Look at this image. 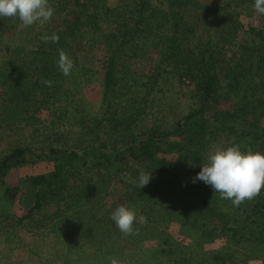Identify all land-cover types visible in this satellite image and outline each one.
<instances>
[{
  "label": "trees",
  "instance_id": "obj_1",
  "mask_svg": "<svg viewBox=\"0 0 264 264\" xmlns=\"http://www.w3.org/2000/svg\"><path fill=\"white\" fill-rule=\"evenodd\" d=\"M48 1L56 11L54 18L41 27L47 34L34 38L30 46L0 45V116L10 128L29 124L35 131L34 138L43 139L37 140L38 144L68 133L69 149L42 151L46 148L43 145L40 149L29 145L13 149L0 159V184L6 186L8 173L28 163L33 150L37 156L30 164L45 159L52 162V171L31 180L36 191L29 214L51 203L71 210V217L76 219L75 239L90 247L87 255L92 262L101 250L111 256V246L103 243L110 234L115 232L120 241L122 236L119 229L102 225L103 219H96L94 212L85 217L93 211L88 199L100 196L108 187L109 183L101 185L110 179L109 170L119 184L126 186L125 207L137 214L133 232L126 239L132 240L138 234L156 238L157 247L150 253L159 255L164 264L197 261L193 250L178 241L181 235L200 246L216 239L227 243L238 240L264 250V187L253 199L235 206L203 182L192 183L200 171L199 164L206 161L205 153L218 139L217 131L225 132L229 122L244 123L241 151L252 149L264 154V130L257 127L264 114V29L252 31V45L234 54L233 64L223 56L224 46L241 29V13L257 14L264 23V14L254 8L256 0H116L112 6L109 0ZM62 11L67 19L59 18L55 24V13L60 15ZM20 23L14 17H0V34L9 24ZM97 45L104 48L101 80L94 64L93 49ZM60 51L73 63V80H66L70 76L57 68ZM27 55H31L30 61H21ZM86 58L90 62L84 64ZM133 58L151 60V69L132 70ZM248 76L253 80L246 85ZM91 82L102 89L98 109H91L81 95V89ZM131 87H142L147 94L153 91L162 99L166 93L184 88L194 93L199 108L171 126L159 122L137 131L134 125L140 116L128 114L124 104L130 103L126 102V94ZM223 90L234 103V113H221L213 121L212 117L207 120L204 115L210 111V103H216ZM33 111L40 118L33 119ZM158 153L173 158H160ZM184 160L190 161L189 166ZM141 171L152 174L143 188L137 183ZM178 188L202 196L200 205L178 199ZM1 196L14 200L15 193L5 189ZM219 202L226 205L225 209H217ZM0 227L7 230L3 223ZM172 227L177 228L170 230ZM75 239L72 237L69 244ZM210 259L212 264L236 262L230 253L219 251ZM254 259L244 257V264ZM105 262L110 264V258Z\"/></svg>",
  "mask_w": 264,
  "mask_h": 264
},
{
  "label": "rangeland",
  "instance_id": "obj_2",
  "mask_svg": "<svg viewBox=\"0 0 264 264\" xmlns=\"http://www.w3.org/2000/svg\"><path fill=\"white\" fill-rule=\"evenodd\" d=\"M116 3V0L108 1L110 6L116 5ZM53 9L55 12L56 7L53 6ZM55 14V24L59 22V18L62 19V21L67 19V14L63 11L60 15L58 13ZM239 17L241 29L237 36L224 46L223 51L225 61L230 64H233L234 54L240 53V50L252 45L254 38L252 31L254 29H264V23L257 14L251 13L247 16L241 13ZM52 18H54V16ZM51 19L49 21H51ZM12 21L18 23L15 19ZM42 25L43 24L39 22L28 27L23 26L21 23L17 26L16 24H9V26H6V30L0 34V45L11 48L21 43H26V45L28 43L30 46V42L35 41L34 38H38L41 34H44V32L47 34L46 30L44 32L42 31ZM16 41H18V44H16ZM93 52L95 57L94 64L99 71L98 80H101L100 77H102L104 72V48L97 45L93 49ZM30 59L31 55H27L21 61L28 62ZM78 60L80 63L83 62L81 58H78ZM89 62L90 58H86L84 64ZM130 62L132 63V70L137 69L139 72H148L152 67V62L148 59L141 60L133 58ZM73 74H75V70L68 75L70 77H67L66 80H73V78H71L74 76ZM251 75L254 78L255 74L252 73ZM250 76L245 78L248 81L246 85L253 80ZM128 90L126 102L130 103H124L126 106L125 109L128 114H137V116H140V121L138 120L134 125L137 131H145L146 127H153V125L159 124V122L164 124V126H171L183 120L190 111L199 108V103H195L193 97L194 93L184 88L175 91L174 94L166 93L164 99L153 91L147 94L142 87H131ZM81 92L82 98L86 104H88L91 109H98L102 100V89L100 85L96 82H91L88 87L82 88ZM2 99L3 97L0 93V105ZM143 99H147V102H144ZM169 99L172 101L169 102ZM2 103H5V101ZM233 105L234 103L232 100L228 99L223 90L217 102L210 103V111L204 116L207 120H210L212 117L213 121V118L218 114L227 112L234 113L231 109ZM251 105H254V103ZM256 107L259 108L260 106ZM29 115H31V112H29ZM32 116H34L33 119L37 117L40 118V115L36 111H33ZM3 118L4 116L1 115L0 159L6 157L13 149L19 146L29 145L32 149H38L40 145H43L46 148L41 149L42 151L44 149H64L68 151L69 149L66 146L67 141H70V139H68L70 137L68 133L60 136H53L52 138L49 137L45 142L38 144L37 140L41 141L43 139L34 138L35 131L31 129L29 124L21 125L19 128H10L4 125ZM227 127L225 132L217 131L218 139L210 145L208 151L205 153V158H207V155L211 151L231 146L235 142H240L238 145L240 148L244 146L245 126L243 121L236 120L231 123L229 122ZM257 127L260 130H264V114L263 118L258 120ZM33 152L34 155H32L28 163H25L22 167L12 169L8 173L7 177L4 179V182L6 181V186L0 184V224L3 223L7 228V230H0V264H108L105 261L113 257H115L120 264H164V261L162 258H159V255L156 254L151 256L150 253L157 247L156 238L149 239L150 237L147 235L138 234L134 239L127 240V235L122 234V236H119L121 239L120 241L116 240L114 235L115 232L110 234V236L103 241L105 246H111V256H105L104 251L101 250L97 254L98 259L92 262L87 255L90 247L87 246V244L84 245L81 240L75 239L76 236H78V234L75 233L76 219L71 217V210L61 209L54 203H51L46 206H41V208L34 210L30 215L29 211L34 206L36 191L31 184V180L39 175L49 173L53 169V163L47 159L37 161L36 164H30V161L37 156L34 150ZM158 156L161 158L163 155L161 156L160 153H158ZM171 157L173 158V155L163 156V158L168 159ZM183 163L189 166L190 161L184 160ZM203 163L201 162L199 165H203ZM197 170H200V167H198ZM109 173L110 179H107L108 181L101 185L105 186L109 183L108 187L104 189V191L102 190L103 193H100V196L97 197L94 195L88 199V201L90 200L89 205L92 206L91 209H93V211L86 213L85 217L94 212V217L96 219H103L102 225L111 226L117 231L118 228L110 219V215L117 206H125L124 193L127 190H125L126 186L124 187L119 184L118 178L114 175L113 171L109 170ZM78 187L80 188L79 184ZM5 189L15 193L14 200H9L1 196L5 192ZM78 190L79 189L76 187V191ZM187 191L188 190L184 188H178L175 195L178 199L190 201L194 203V205H200L202 196H195L190 192L187 193ZM222 203L223 202H219L216 204L217 209H225L226 205L224 206ZM76 218L78 219V217ZM19 220L22 222H18ZM9 227L10 229H8ZM176 228L172 227L170 230H175ZM176 235L181 234L179 233ZM72 237L75 239L73 240L75 243L69 244ZM178 241H183L182 243L186 244V247H189V249L191 251L193 250L195 255L198 256L195 258L197 261L194 264H209L208 260L210 264H212L210 257L218 251L221 253H230L236 261L232 264H244V257H246L247 260L250 256H253L255 259L249 264H264V250L261 249V247H248L244 244V241L239 243L238 240H230L229 243H227L226 241L216 239L211 244L200 246L197 245L198 243L196 244L192 242L191 239L182 235ZM77 245L80 246L77 247ZM244 248L246 252H244ZM149 253L150 256H148Z\"/></svg>",
  "mask_w": 264,
  "mask_h": 264
},
{
  "label": "clouds",
  "instance_id": "obj_3",
  "mask_svg": "<svg viewBox=\"0 0 264 264\" xmlns=\"http://www.w3.org/2000/svg\"><path fill=\"white\" fill-rule=\"evenodd\" d=\"M254 8L257 13L264 14V0H256ZM53 13L54 9L48 0H0V17L17 18L25 27L37 22L43 24L53 17ZM51 39L55 40L56 37ZM72 67L71 59L60 51L57 59L59 71L67 76ZM45 83L50 85L49 81ZM151 179L152 174L141 171L137 177L139 188L146 186ZM198 181L238 206L245 200L253 199L264 187V154L252 149L241 151L238 145L215 149L207 155L200 171L192 178V183ZM136 218V211L123 205L117 206L110 215V219L124 235L133 232ZM143 219L140 217L141 221ZM110 264L120 262L111 258Z\"/></svg>",
  "mask_w": 264,
  "mask_h": 264
}]
</instances>
